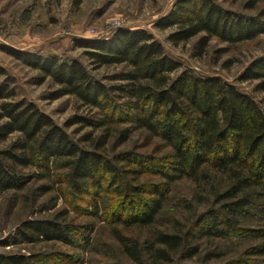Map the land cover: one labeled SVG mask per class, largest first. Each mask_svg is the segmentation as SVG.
<instances>
[{
    "label": "trees",
    "instance_id": "16d2710c",
    "mask_svg": "<svg viewBox=\"0 0 264 264\" xmlns=\"http://www.w3.org/2000/svg\"><path fill=\"white\" fill-rule=\"evenodd\" d=\"M242 4L176 0L155 26L174 27V44L198 37L199 54L212 39L237 46L264 35V0ZM75 44L86 62L2 46L37 71L36 83L54 87L48 99L73 97L83 112L57 124L18 97L0 64V199L21 192L31 211L46 202L54 209L21 221L11 240L50 250H0V264L82 263L84 251L99 249L98 222L134 264H264V107L220 76L181 70L145 28L118 27ZM89 66L116 70L102 80ZM239 79L264 89V55ZM75 125L85 130L77 139L64 128ZM183 182L194 185L187 196L177 194ZM225 244L242 248L227 256ZM101 245L113 260L93 255L90 264H126Z\"/></svg>",
    "mask_w": 264,
    "mask_h": 264
},
{
    "label": "rangeland",
    "instance_id": "374dc122",
    "mask_svg": "<svg viewBox=\"0 0 264 264\" xmlns=\"http://www.w3.org/2000/svg\"><path fill=\"white\" fill-rule=\"evenodd\" d=\"M176 0H83L82 4L75 8L73 0H0V64L5 66L12 78V84L16 88L19 98H27L35 102L46 114L50 115L57 124L64 126L66 121L76 113H82V109L76 107L73 97L65 96L52 100L47 96L54 87L48 82L38 84L34 81L37 71L31 69L23 61L2 49L8 46L30 52L57 53L67 57L81 58L82 48L76 47V40L81 38H96L107 36L118 27L145 28L149 30L157 40L165 47L166 52L182 64L183 69H188L196 75H217L227 82L237 86L242 92L252 96L264 107V89L257 87V81H241L239 76L246 66L255 57L264 55V35L253 41L228 46L217 39H212L208 48L201 54L195 46L198 37L188 42L174 44L168 39L174 27L162 29L155 26V22L173 7ZM224 6L234 10H242L243 0H217ZM225 49V52H218ZM93 76L106 80L116 68L103 67L93 69ZM72 137L77 139L85 130H78V126L64 127ZM87 130V129H86ZM18 134L10 136V140ZM34 169V168H33ZM32 169V170H33ZM41 182L35 179L31 186ZM194 185L183 182L177 189V194L187 196L192 192ZM54 195L52 191L50 195ZM21 192H6L0 199V250L6 253L37 254L50 250L49 244L37 243H12V233L21 221L40 215L39 212L54 210L50 203H43L35 210L24 207ZM58 201L56 207L62 206ZM41 208V209H40ZM47 208V209H46ZM173 212V211H172ZM47 214V213H46ZM174 214V213H172ZM95 236L98 237L96 244L99 249L96 253L84 251V262L78 264H90L94 255L96 258L109 260V248L101 244L110 245V251L121 257L122 255L114 248L118 245L110 228L103 222H98ZM227 256L238 254L241 246L232 248L225 244ZM223 247V248H224ZM211 252L221 250L210 248ZM126 264H134L126 261ZM113 260V259H110Z\"/></svg>",
    "mask_w": 264,
    "mask_h": 264
}]
</instances>
